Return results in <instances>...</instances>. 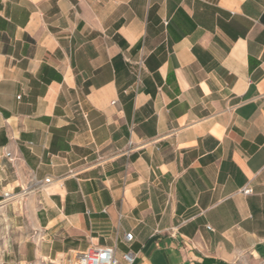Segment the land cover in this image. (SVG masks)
Returning <instances> with one entry per match:
<instances>
[{"label":"crops","instance_id":"0c3cea01","mask_svg":"<svg viewBox=\"0 0 264 264\" xmlns=\"http://www.w3.org/2000/svg\"><path fill=\"white\" fill-rule=\"evenodd\" d=\"M0 215L3 264H264V0H0Z\"/></svg>","mask_w":264,"mask_h":264},{"label":"built area","instance_id":"2783aa9c","mask_svg":"<svg viewBox=\"0 0 264 264\" xmlns=\"http://www.w3.org/2000/svg\"><path fill=\"white\" fill-rule=\"evenodd\" d=\"M130 145H132V142H130ZM6 157H8L10 160L15 159L10 151L6 152ZM49 181V177L45 178V182ZM36 182L39 183V181ZM242 191L244 193H250L252 191V188L251 186L247 185L242 189ZM3 196L4 198L12 199L15 198L17 194L7 191L4 192ZM125 238L128 242H132L134 239V234L132 232H127ZM123 257L129 264H132L135 260V253L132 251H128L124 253ZM75 264H119V262L115 255V250L113 247L102 246L87 248L80 254Z\"/></svg>","mask_w":264,"mask_h":264},{"label":"rangeland","instance_id":"374dc122","mask_svg":"<svg viewBox=\"0 0 264 264\" xmlns=\"http://www.w3.org/2000/svg\"><path fill=\"white\" fill-rule=\"evenodd\" d=\"M2 216L0 215V220H2ZM6 225V222L3 220V221H0V229H2V227H4ZM6 235V233H5ZM0 264H3V260H2V248L0 246Z\"/></svg>","mask_w":264,"mask_h":264}]
</instances>
